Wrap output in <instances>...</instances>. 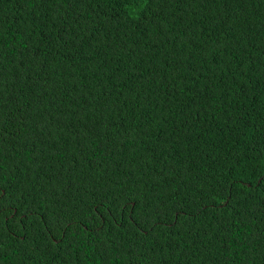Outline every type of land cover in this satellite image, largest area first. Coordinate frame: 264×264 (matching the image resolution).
<instances>
[{"label":"trees","instance_id":"1","mask_svg":"<svg viewBox=\"0 0 264 264\" xmlns=\"http://www.w3.org/2000/svg\"><path fill=\"white\" fill-rule=\"evenodd\" d=\"M0 264H264V0H0Z\"/></svg>","mask_w":264,"mask_h":264}]
</instances>
